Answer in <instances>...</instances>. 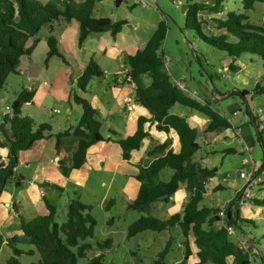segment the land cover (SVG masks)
<instances>
[{"label":"trees","instance_id":"trees-1","mask_svg":"<svg viewBox=\"0 0 264 264\" xmlns=\"http://www.w3.org/2000/svg\"><path fill=\"white\" fill-rule=\"evenodd\" d=\"M124 1L116 0V5L120 7ZM210 1L213 8L206 3L188 0L185 24L181 30L192 31L207 46L225 52L233 72L236 70L235 61L244 55L259 58L264 62V23L252 22L248 15L249 11L255 9L256 4L264 3V0H242L243 13L229 12L225 19H215L217 32L207 34L203 28L206 22L199 19V14L206 9L219 13L221 7L231 0ZM100 2L103 0H71L66 6L61 7L56 0H48L45 3L41 0H0V92L11 74L20 73L23 57L32 53L43 28L48 29L47 59L58 57L65 63H68L65 52L53 34L58 23L70 24L73 21L78 23L80 48H83L90 36L110 33L113 38H117L125 28L134 29L129 20L114 21L108 17H94L96 6ZM167 32L166 23L161 21L145 48L128 55L127 78L136 86L135 103L150 112L151 121L158 123L157 128L160 131L169 133L174 130L179 136L181 148L179 152H175L173 149L168 150L169 141L160 144L149 152L148 156L155 157L168 150L167 154L155 158L147 166H140L136 176L140 182L139 195L128 208L143 215L129 227L127 236L135 238L147 231L171 232L179 228L185 249L182 264H186L192 255H196L195 264H252V248L258 247L260 240L264 242V229L261 230L259 238L253 236L245 228L252 226L259 229L260 226L257 224L259 220L243 218L239 212L236 217L233 216L232 206L237 204L240 197H236L225 207L208 203L206 180L202 181L200 176L216 177L218 168H198L194 155L203 149L198 140L199 132L187 118L171 114V110L176 104H180L199 112L211 120L207 127L208 132H214L219 128H232L230 115L227 111H220L217 108L219 103L217 100L209 98L201 102L173 80L166 66V57L161 52ZM190 45L194 60L204 67L193 44ZM104 76V70L94 58H91L78 79V86L83 92H88L91 81L94 78L103 79ZM146 78L150 79L149 85L145 84ZM210 80L213 81V78L210 77ZM262 95L264 86L259 84L251 91L247 89L233 91L230 98L242 99L248 122L256 127L260 143L264 147V131L259 130L257 125L259 119L254 116L253 110L255 101ZM35 96L36 90L22 88L12 104L10 115L4 117L9 134H5V140L0 139V146L8 148V155L0 156V199L16 179L20 152L30 150L37 141L50 136L53 130L48 123L36 126L32 118L22 116V108L32 103ZM74 99L83 107L82 117L74 128L58 133L55 138L58 144H62L67 138L77 143L71 169H80L86 162L89 149L111 137L107 139L102 132L104 124L99 111L78 95H75ZM146 121L140 119L137 131L131 136L121 137L115 131H110L111 136L119 137L118 142L125 160H130L132 152L139 150L143 140L149 136L144 127ZM0 128L4 127L1 125ZM233 152L235 150L231 148L225 150L226 154ZM61 170L66 175L70 171L64 166H61ZM165 170L173 172L168 181L160 179ZM183 184L186 185L187 191V202L183 211L166 220L153 216V205L170 203ZM43 201L44 206L37 207V216L33 220L27 221L20 216V229L23 233L21 237L16 236L7 240L0 230V250L9 246L15 254L6 264H21L18 257L25 253L29 255L38 253L40 255L38 264H78L79 258H85L94 249L102 253L87 264H106V252L113 247L112 239H107L96 247L86 242L87 239L94 237L97 226V220L91 214L92 207L77 199H71L66 219L60 223L57 219L58 207L45 196ZM252 201L256 206L264 208V198L253 197ZM223 208L227 210L228 216L225 220L227 225L233 226L237 233L248 238L251 250H246L240 241L235 240L219 225L221 219L218 214ZM172 240L173 238L168 241L152 264H170L167 256L171 250ZM22 243L34 246L35 249L25 252L18 247ZM259 255L262 258L261 251L255 256L260 259Z\"/></svg>","mask_w":264,"mask_h":264},{"label":"rangeland","instance_id":"rangeland-1","mask_svg":"<svg viewBox=\"0 0 264 264\" xmlns=\"http://www.w3.org/2000/svg\"><path fill=\"white\" fill-rule=\"evenodd\" d=\"M47 2L48 0H41ZM60 3L61 7L66 6L71 0H56ZM146 5L143 4V0H125L119 7L116 5V0H103L96 6L94 17H108L114 21L129 20L134 29L125 28L122 33L115 39L110 33L103 34L101 36H90L85 42L83 48L79 47L78 33L79 25L74 23H58L55 25L54 36L59 42H62L65 52V56L68 63L63 62L58 57H52L47 59L45 55L41 53L42 43L46 41L48 35V29H42L39 36L40 47L35 54V63L38 65L30 71H25L24 74H11L8 78L7 84L2 90L3 99L7 106H11L16 99L17 93L22 88H31L36 90V106L33 104L25 105L22 108V113L30 118H34L36 123L41 120L44 122H54L55 128L62 130L63 125H67L68 119L73 120L76 117L83 114V107L75 102L74 96L78 95L81 98L91 102L93 101V95H97L104 101H110L114 103L115 97H109L107 92H111V86L115 85V77L118 74H122L128 66V53L123 50L130 49V51L144 49L147 42L152 38L156 30L159 28L161 21H164L168 27L166 39L163 43L161 52L165 55L166 59L170 58L171 62L167 66L172 76L182 82L181 86L190 95L198 98L202 87L210 89L209 98L215 97L214 87L221 93L226 95L225 99L218 101L220 106L225 102L224 109L239 111V119L236 121L237 125H240L244 138L250 141V152H241V144L238 140L228 141V145L220 144L216 146L217 152L205 157V161L202 157L206 155V150H210L206 146L202 139L203 149L198 151L195 155V159L203 163L207 168H218V178L212 180V185L218 183L224 185L225 189L220 190L217 193H211L208 203L213 206H221L223 203H227L233 200L236 196L238 189L245 187L247 180L240 177V172L243 169L250 171V167L246 166L244 161L249 159L253 161L254 170L260 175L262 183L260 186H251L250 192L252 197L264 198V147L260 143L257 129L254 125L250 124L249 118L245 113V106L242 105V99L240 97L230 98V94L237 90H253L257 85L264 86V62L261 59H254L249 55H244L240 58V62L244 64L243 67H238L237 71H232L224 59L227 57L225 52L215 50L201 40H199L194 32L181 30L185 24V16L187 12L188 0H159L160 6H155L153 0H145ZM158 1V0H157ZM200 3H206L210 7H214L210 0H196ZM221 12L216 13L211 9H206L199 14V19L206 22L204 24V30L207 34L216 33L215 19H225L229 12L243 13L244 7L242 0H231L225 3L221 7ZM249 18L252 22L264 23V3H258L253 11L248 12ZM109 42L108 55L103 54V45ZM193 44L196 52L199 54L204 67H201L195 60L192 50ZM183 51L191 60V66L187 69H182L177 61L179 54ZM94 58L103 68L105 72V79L94 78L90 85L87 94L83 92L78 86V79L81 77L82 72L89 63L90 59ZM237 68V66H235ZM223 68V69H221ZM221 69V70H219ZM213 78V81L210 80ZM184 83V84H183ZM45 85V88H43ZM187 86V89L185 87ZM214 85V87H213ZM40 89V93H38ZM44 89V91H42ZM46 89V90H45ZM42 91V92H41ZM217 96V95H216ZM255 104L254 110L261 109L264 112V100L259 97ZM112 103V104H113ZM223 105V106H224ZM110 106V105H109ZM73 109L72 116H69V110ZM59 111V112H55ZM8 112V111H6ZM233 115V111H231ZM174 115L192 118L193 115L201 114L195 110L184 107L180 104H176L172 109ZM44 115L46 119H44ZM74 122V121H73ZM264 122V121H263ZM262 122V123H263ZM75 124V123H73ZM0 139L5 140V134H9L8 126L5 124V119L0 120ZM261 131V130H260ZM102 132L107 135L108 132L102 129ZM233 133V130L229 131ZM264 133V132H263ZM213 139V137L211 138ZM66 142L69 141L67 138ZM213 148V147H212ZM234 149L236 153L226 154V149ZM1 150H8L6 147H1ZM67 168V167H65ZM55 171L52 177H56L61 173L59 165L55 166ZM31 170L28 171V174ZM171 170H165L161 175L162 181H168L172 176ZM97 177V175H95ZM237 181L235 183L234 181ZM117 189L118 194L121 188L114 186L113 190L108 194L107 202L102 203L104 193L101 192L99 196H96L90 202L92 206L91 214L97 220V226L95 235L93 238L87 239V243L93 244L95 247L99 243H103L107 239H113V247L106 252V264H152L157 258L158 254L164 250L168 241L173 238L171 250L167 256V261L170 264H176L182 259L184 248L180 242V230L179 228L166 234L164 232L147 231L142 233L141 238L129 239L128 229L129 227L139 220L143 215L140 212L130 210L127 211L121 207L111 209L107 211L106 207L111 199H116L119 196L115 191ZM75 187L71 186L70 189H66V193L61 197L58 207V221L64 222L67 215L68 203L71 198H75ZM102 191V190H101ZM79 195H82V191H78ZM87 202L86 200H82ZM212 203H210V202ZM247 203L244 206L245 213L250 215L252 219H258V215L255 213V204L252 198L246 199ZM165 205L158 206L161 209L154 211V204L152 208V215L166 220L169 219L172 214L170 210L173 208L172 203H165ZM164 206L166 209L164 210ZM239 205L232 206L233 216L236 217L238 210L242 212V208ZM114 208V207H113ZM260 226L259 229H255L252 226L245 228L248 233L259 238L261 230L264 229V221H257ZM21 237V236H19ZM233 238L240 241L242 246L246 250H251V245L246 236L237 233ZM23 251L35 249L34 246L19 244L18 246ZM252 248L253 263H264V242L259 241L258 247ZM258 250L262 252V258L259 255L258 259L255 255L258 254ZM134 251L136 254H131ZM102 252L94 249L90 251L85 258H79L78 264H87L92 258L100 255ZM255 254V255H254ZM14 251L11 247L6 246L0 250V264H6L7 259L13 257ZM21 264H38L40 261V255L38 253L29 255L25 253L21 257H18ZM263 261V262H262ZM182 264V262H181ZM186 264H194L192 261Z\"/></svg>","mask_w":264,"mask_h":264},{"label":"crops","instance_id":"crops-1","mask_svg":"<svg viewBox=\"0 0 264 264\" xmlns=\"http://www.w3.org/2000/svg\"><path fill=\"white\" fill-rule=\"evenodd\" d=\"M74 22L75 21H73L72 23ZM104 42H106V44L103 43V45L106 46H103V54L108 55L107 45L109 44V42ZM60 43L62 46L61 49H63L64 46L62 42ZM42 44L43 45L40 51L47 58V43L46 41H44V43ZM40 45L41 43L39 40L32 53L29 56L23 57L22 65L20 67V73L24 74L25 71H32L35 66L38 65V63H35V54ZM123 52H127L128 55H131L135 54L137 50L130 51V49H127L123 50ZM177 61L182 69H187V67L191 66L192 63L190 57L183 51H181V53L179 54ZM224 61L229 66L230 60L225 58ZM234 65L237 66L235 71H237L239 66L244 68V64L239 60L235 61ZM125 69L126 70L122 74H118V76L116 75L114 81L115 85L111 86L112 91L107 92L109 97H115L114 103L112 102V100H110L109 102L104 101L97 95H93L94 99L90 103L100 113V118L104 124L103 128L106 132H108L107 135L103 133L104 136L107 139L111 137V139L92 146L87 153L86 162L82 166V168L71 169L73 165V154L77 149V143L69 140L68 142L65 141L62 144H58L55 138L58 133L74 128L81 119L82 114L81 116L76 117L74 120L72 118H69L67 125L62 126V130H59L60 128H55L54 122H44L45 120H41L39 123H36L34 118H32L35 121L36 126H39L43 123H48L52 126L53 130L50 136L37 141L33 148L28 151L20 152V164L17 169L16 179L1 196L0 230L7 240H10L16 236H22L23 233L20 229V216L24 217L27 221H31L36 218L37 207L44 206L43 196L47 197L53 204L57 206V204L60 203L61 197L66 193V189H70L71 186L75 187V190L73 192L75 198L70 197L69 199H77L89 206H91L90 202L92 201V199L96 196H99L101 192L104 193L102 203H106L108 194L113 190L114 186H117V188H121L119 190L121 192V195L118 194L117 189L115 190L117 194L120 195L119 200L118 198L111 199L109 202L110 204H108L106 207V210L111 211V209L114 210L119 206L122 209L130 211V209L128 208L129 204L136 200L139 195L140 182L136 179V176L139 173L140 166H147L151 164L155 158L165 156L170 149H173L175 152L180 151L181 146L178 134L174 130H171L169 133L160 131L157 128V123L151 121L152 115L150 114V112L143 106L135 103L136 86L131 82L130 78H127L129 67H126ZM168 71L170 72L169 69ZM105 78L106 76H104L103 79ZM172 78L176 83H182L179 80H176L173 76ZM149 83L150 79L146 78L145 84L149 85ZM185 87L187 89L186 85ZM43 88H45V85H43ZM42 91H44V89H42ZM213 91L215 92V97L212 99L221 101L222 99L226 98V95L219 92L215 87ZM2 92L3 91L0 92V120L5 116L10 115L11 112H9L7 108L12 107V105L7 106L5 104V100L2 97ZM38 93H40V89ZM85 94H87V92H85ZM209 94L210 89L206 86L202 87L200 93L198 94L200 96L196 99L201 102H205L206 99H209ZM36 98L37 97L35 96L34 101L29 104H33L36 106ZM127 98L130 99V103H127ZM261 99L264 100V95L261 96ZM257 102L258 101L256 100L255 104ZM221 103L223 104L217 106L220 111L222 107L223 109L225 107V102ZM226 111H228L229 113H232L231 111H233V115L229 114L233 127L230 129L219 128L214 132L207 131V127L209 126L211 120L204 115L201 114V117L198 115H193L192 118L187 117L190 124L193 127L197 128L199 132V142L202 144L201 141L203 139V143L211 148L210 150H206V155L202 157L203 161H205L206 156L215 154L217 152V150L215 149L216 146L220 144L228 145V141L230 140H238L240 142V144L242 145L240 148L241 152L244 153L251 151V142L247 141L246 138H244V132L241 126L236 124V121H238L239 119V111L230 110V108H227ZM72 112L73 109L71 108V110H69V116H72ZM171 114H173L172 110ZM22 116L26 115L22 113ZM44 117V119H46L45 115ZM140 119L147 120L144 127L146 132L149 133V136L143 140L139 150H135L132 152V158L130 160H125L123 157L122 147L118 142L119 137L111 136L110 131H115L121 137L131 136L137 131L138 122ZM258 121L261 123L264 121V112L262 117ZM262 124L264 125V122ZM230 130H233V133H230ZM212 137L213 139H211ZM168 141L170 142V147L167 151L158 154L155 157L148 156V153L151 152L156 146L164 144ZM233 153H236V151ZM7 155L8 150L0 149V156L6 157ZM195 155L194 160L198 168H207L203 165V163H200L195 159ZM56 165H59V169H61V166H64L67 167V169H70V171H68L67 175L64 174L63 171H61V173L57 174L56 177H52V174L54 172L57 173V171H55ZM29 170H31L30 174H28ZM255 174V176H257V178L259 179V182L249 185V190L251 186H260V184L262 183L260 175L257 173ZM95 175H97V177ZM217 178L218 176L212 178H205L203 176H200V179L202 181L206 180L207 199H209L212 192L217 193L220 190L225 189L224 185L222 184L216 183L215 185H212V180H216ZM234 182L237 183L236 180ZM247 186L248 184L245 187L237 190L235 198L240 197L241 199L237 202L235 207L238 206V204L243 205L241 206L242 212L238 210L240 216L246 219H252L251 216L246 214L244 210V206L247 203L246 199L248 198L244 199L241 196L242 190ZM79 190L82 191V195L78 194ZM185 195H187L186 185L183 184L177 194L171 199L170 203L173 204V208L170 210V212L172 215L181 213L183 211V207L187 202ZM82 200H86L87 202H83ZM233 200L227 203H223L220 207H225ZM160 205L166 206L165 203H158V205H155L153 210L155 211L156 208L161 209L158 207ZM165 206L164 210L166 209ZM254 208L256 215H258V219L256 220L264 221V208L259 206H255ZM164 233L169 234L171 232L166 231ZM141 236L142 234H140L137 238H141ZM179 238L181 245L184 248L183 237L181 234ZM131 254L136 253H134L133 251ZM184 255L185 249L182 254V259H180L176 264H181ZM192 261L195 264V262L197 261L196 255H192L187 262L191 263Z\"/></svg>","mask_w":264,"mask_h":264},{"label":"built area","instance_id":"built-area-1","mask_svg":"<svg viewBox=\"0 0 264 264\" xmlns=\"http://www.w3.org/2000/svg\"><path fill=\"white\" fill-rule=\"evenodd\" d=\"M143 4H145V5L147 4L145 0H143ZM169 63H170V59L167 58L166 59V66H168ZM177 84L182 88V86H181L182 83L181 84L177 83ZM126 101H127V103H130V99L129 98H127ZM7 110L9 112H11L12 109H11V107H8ZM55 112H59V111H55ZM262 115H263V111L261 109L254 110V116L256 118L260 119L262 117ZM257 125L259 127V130L264 131V125L261 122L257 121ZM244 163H245L246 166L250 167V171H247L246 169H243L240 172V177L245 179V180H247V182H248V186L246 188H244L242 190V192H241L242 198L245 199V198H251L252 197L251 196L252 194H251V192L249 190V185L258 183L259 179L257 178V176H255L256 172L254 170L253 161H250L249 159H245ZM185 198H187V195H185ZM218 216L221 219L219 225L224 227L228 231L229 235L235 236L237 234L236 229L233 226L227 225V223L225 221L227 216H228L227 215V210L225 208H223L219 212Z\"/></svg>","mask_w":264,"mask_h":264},{"label":"water","instance_id":"water-1","mask_svg":"<svg viewBox=\"0 0 264 264\" xmlns=\"http://www.w3.org/2000/svg\"><path fill=\"white\" fill-rule=\"evenodd\" d=\"M153 2H154V4H155V6L159 7V3H158L157 0H153Z\"/></svg>","mask_w":264,"mask_h":264}]
</instances>
